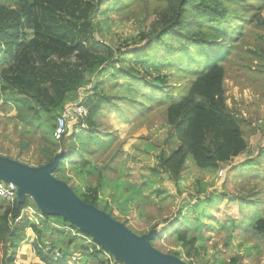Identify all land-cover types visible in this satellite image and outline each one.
Returning <instances> with one entry per match:
<instances>
[{"label": "rangeland", "instance_id": "obj_1", "mask_svg": "<svg viewBox=\"0 0 264 264\" xmlns=\"http://www.w3.org/2000/svg\"><path fill=\"white\" fill-rule=\"evenodd\" d=\"M242 1L225 4L234 15L254 13L250 7L255 2L245 0L242 5ZM0 5L13 7L11 0H0ZM164 9L165 3L157 0L105 2L93 17L92 41L111 49L120 48L127 65L131 56L126 53L148 40L154 41L153 25L158 13ZM258 13L264 18V10ZM67 18L64 13L59 14L64 24ZM27 34L30 41L31 32ZM233 46V53L222 63L225 70L224 97L227 108L238 119L247 143L245 153L216 171L200 170L188 159L178 187H175L164 174H157L159 155L162 152L167 155L178 145L165 123V107L171 101L164 100L129 112L128 119L117 113L103 112L97 118L100 126L95 131L97 139L93 141L87 139L85 133L76 138L80 130H69L67 134L71 143L67 162L62 171L53 174L81 198L85 197L86 187H96L100 183L107 193L104 197L117 202L111 203L110 210L99 205L97 208L136 235L159 227L163 230L162 235L153 239L152 246L162 253L176 255L187 264H264V237L251 231L264 213V29L244 27ZM195 49L196 46H191L189 51ZM28 51L22 48L18 57ZM106 53L99 52V56ZM12 57L6 58L8 64L0 65V155L30 166H41L60 150V144L52 140V132L54 121L66 107L89 101L98 92L113 97L115 101L123 97L135 99L142 105H147V97L151 95L142 81L112 79L113 68L109 64L100 66L97 61L92 66L83 64L82 74L72 78L65 74L66 70L58 72L57 67L47 61L38 64L36 70L28 67L20 70V58ZM133 70L140 71L149 83L164 74L152 66L146 71L133 66ZM3 75L18 76V84L9 86ZM196 76L189 75L184 79L173 76L163 86L154 85L158 86L159 94L163 92L164 96L170 95L172 101H177L186 94L190 79L193 77L194 80ZM51 78L61 84L62 95L47 107L36 104L40 112L38 119L29 116L21 105L26 98L23 92L28 86L26 82L34 79L49 85L48 79ZM121 108L124 110V106ZM128 109L129 105H126L125 110ZM80 168L85 173L82 181L75 172ZM222 194L239 197L251 204H262L255 210L241 213L240 217L231 203L220 204L212 217H204L200 222L198 202L208 198L216 200ZM26 207L37 210L31 200ZM226 218L235 221L231 223ZM175 220L181 223L177 226L182 232L196 240L193 247L196 254L193 252L195 256L192 258L182 251L177 237L171 232L170 225ZM44 223L38 225L42 229L43 243L53 252L78 253L82 245H91L90 240L80 237L74 240L72 235L76 231L73 228L68 229L70 232L63 230L62 224L53 217L45 219ZM26 233L29 236L19 248H23L30 263L35 261L30 247L33 235L30 230ZM102 255L103 260L115 264L109 254Z\"/></svg>", "mask_w": 264, "mask_h": 264}, {"label": "trees", "instance_id": "obj_2", "mask_svg": "<svg viewBox=\"0 0 264 264\" xmlns=\"http://www.w3.org/2000/svg\"><path fill=\"white\" fill-rule=\"evenodd\" d=\"M11 1L12 8L0 5V65L8 64L6 58L12 55V59L20 58L18 60L20 70L26 67L36 70L38 64L47 61L53 63L58 72L66 70L65 74L77 78L82 74L83 64L92 66L97 61L101 63L100 66L109 64L113 68L110 75L112 79L142 81L151 92L147 97V105H142L135 99L123 97L115 101L113 97L98 92L96 87L98 93L89 101L82 103L87 109L84 120L86 131L80 130L81 133H76V138L85 133L87 139L96 140L95 131L100 126L97 118L103 112L117 113L128 119L129 112L139 107L145 109L152 106L153 102L170 100L165 107V123L169 127L170 136L174 137L178 145L167 155L164 152L159 155L156 172L164 174L175 187H178L183 166L188 159L200 170L216 171L221 165L246 152L247 143L238 119L225 103V70L222 63L233 53V42L241 37L244 27L264 29V18L258 16V12L264 10V0H252L255 3L250 9L254 10V13L242 12L238 15L231 14L225 4L235 0H157L165 3L166 9L159 12L156 17L152 30L154 41L148 40L141 47L126 53L131 56L127 65L124 63L120 48L111 49L102 44L96 45L90 36L94 15L105 2L111 0ZM117 1L113 0L115 3ZM241 4L244 5L245 0ZM63 13L68 16L65 24L59 19V14ZM29 31L30 41L27 38ZM191 46H196L197 49L189 51ZM22 48L29 51L18 57ZM99 52L107 53L101 57ZM133 66L145 71L148 66H152L155 70L159 68L164 74L155 77L152 83H149L141 76L140 71L133 70ZM189 75L197 76L194 80L193 77L190 79L186 94L177 101H172L170 95L164 96L163 92L159 94L158 86L154 85L159 83L163 86L173 76L184 79ZM3 78L8 81L9 86L18 84V76L3 75ZM48 80L49 85L34 79L26 82L28 86L23 90L26 98L21 105L31 117L38 119L40 116L36 104L47 107L56 97L62 95L59 81L54 78ZM126 105H129L128 111L125 110ZM69 143L71 142L68 138L67 157ZM56 153L57 151L42 165L50 162ZM67 157L61 161L54 173L64 169ZM81 170L82 168L75 170L76 176L84 180L85 173ZM100 188V183L96 187L88 186L84 190L85 197L77 196L83 202L97 208ZM27 202L28 200L24 205L15 204L13 207L4 206L0 202V264H109L102 259V254L106 252L104 249L60 217L53 218L62 224L63 230L69 231V228H73L76 231L72 235L74 240L79 238L74 235L75 233L81 234L90 240L91 245H82L78 253L63 250L53 252L43 243L42 229L38 225L30 224L22 216ZM224 203H231L237 208L239 217L241 213L249 209L255 210L262 204L260 202L251 204L239 197L222 194L216 200L208 198L202 203L198 202L199 221L202 222L204 217H212L213 212ZM111 207L106 202L103 208L110 210ZM40 215L42 217L40 224L45 225L44 220L49 216L42 213ZM17 219L19 220L15 222ZM226 220L231 223L235 221L229 218ZM178 224L181 223L175 220L170 225L171 232L177 237L182 251L188 258H192L196 254L193 248L196 240L182 232ZM27 230L33 235L30 247L34 252L35 261L30 263L26 260L23 248H19L26 242L24 241L26 236H29L27 233L25 235ZM251 231L258 237H264V213L252 226ZM79 242L83 244V241ZM56 253H59L60 257L55 260ZM71 256L75 257V260H72ZM110 257L115 264H120L111 255Z\"/></svg>", "mask_w": 264, "mask_h": 264}, {"label": "water", "instance_id": "obj_3", "mask_svg": "<svg viewBox=\"0 0 264 264\" xmlns=\"http://www.w3.org/2000/svg\"><path fill=\"white\" fill-rule=\"evenodd\" d=\"M68 137L62 138L60 150L53 159L41 166H30L0 155V181L13 184L17 205L31 200L39 212L62 218L120 264H187L152 246L153 239L162 234L159 227L136 235L106 212L83 202L66 182L53 176L67 157Z\"/></svg>", "mask_w": 264, "mask_h": 264}, {"label": "built area", "instance_id": "obj_4", "mask_svg": "<svg viewBox=\"0 0 264 264\" xmlns=\"http://www.w3.org/2000/svg\"><path fill=\"white\" fill-rule=\"evenodd\" d=\"M87 116V109L86 107L81 104L70 105L65 108V110L60 114L55 122H54V130L52 133L53 140L55 142H61L62 138L69 130L73 129L75 131L85 129L84 120ZM0 202L7 207H13L17 204V197H16V189L11 183H5L0 181ZM33 211L27 207H25L22 211V216L26 218V220L30 224L39 225L40 220L42 219L40 213ZM17 219L15 222H17ZM76 237L83 238L85 240H89L87 237H84L81 234H75ZM91 240V239H90ZM60 257L59 253L55 254V260ZM72 260H75V257H70Z\"/></svg>", "mask_w": 264, "mask_h": 264}, {"label": "crops", "instance_id": "obj_5", "mask_svg": "<svg viewBox=\"0 0 264 264\" xmlns=\"http://www.w3.org/2000/svg\"><path fill=\"white\" fill-rule=\"evenodd\" d=\"M79 180H81L79 178ZM82 181V180H81ZM107 194V193H106ZM105 192L102 190V188H100L99 190V193H98V200H97V203L99 206L101 207H104L105 203L107 202L109 204V206H112L111 203L112 201L111 200H108L107 198H105L104 196L106 195ZM110 195V194H109ZM104 197V198H103Z\"/></svg>", "mask_w": 264, "mask_h": 264}]
</instances>
